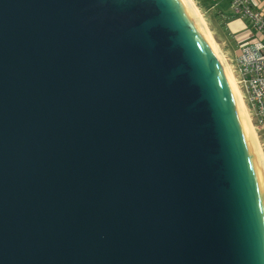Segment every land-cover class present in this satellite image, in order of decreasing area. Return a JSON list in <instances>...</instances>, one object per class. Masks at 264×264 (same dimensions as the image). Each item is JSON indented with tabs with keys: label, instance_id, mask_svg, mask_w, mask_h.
Returning <instances> with one entry per match:
<instances>
[{
	"label": "water",
	"instance_id": "95a60500",
	"mask_svg": "<svg viewBox=\"0 0 264 264\" xmlns=\"http://www.w3.org/2000/svg\"><path fill=\"white\" fill-rule=\"evenodd\" d=\"M0 264H264V166L186 0H0Z\"/></svg>",
	"mask_w": 264,
	"mask_h": 264
},
{
	"label": "built area",
	"instance_id": "2783aa9c",
	"mask_svg": "<svg viewBox=\"0 0 264 264\" xmlns=\"http://www.w3.org/2000/svg\"><path fill=\"white\" fill-rule=\"evenodd\" d=\"M231 9L247 21L253 39L241 45L231 69L256 131L264 130V11L253 0H231Z\"/></svg>",
	"mask_w": 264,
	"mask_h": 264
},
{
	"label": "crops",
	"instance_id": "0c3cea01",
	"mask_svg": "<svg viewBox=\"0 0 264 264\" xmlns=\"http://www.w3.org/2000/svg\"><path fill=\"white\" fill-rule=\"evenodd\" d=\"M202 16L205 15L209 18L214 10L215 18L218 24L223 25L219 31L223 40V45L226 49V57L229 60H234L238 54L241 45H244L253 39V34L247 25V21L240 19L233 11L229 15L230 19L225 20V13L220 8L227 5L231 8V0H193ZM257 7L264 11V0H253ZM232 10V9H231ZM204 18V17H203ZM205 20V18H204ZM206 21V20H205ZM207 23V22H206ZM208 26V25H207ZM209 28V27H208ZM210 30V29H209ZM211 32V31H210ZM212 34V33H211Z\"/></svg>",
	"mask_w": 264,
	"mask_h": 264
},
{
	"label": "bare ground",
	"instance_id": "6f19581e",
	"mask_svg": "<svg viewBox=\"0 0 264 264\" xmlns=\"http://www.w3.org/2000/svg\"><path fill=\"white\" fill-rule=\"evenodd\" d=\"M186 2L188 4V6L190 7L192 13L196 17L197 21L199 22L200 26L202 27L203 31L205 32L206 36L208 37L209 41L211 42L216 54L218 55L219 59L221 60L222 64L224 65L226 72H227L229 78L231 79V82H232L233 88L235 90V93L237 95L241 110H242L243 115L246 119L247 125L249 127L250 132H251L252 138L256 144V147L259 151V154H260L263 166H264V152H263V149L261 147L262 145L259 141V137H258V134L256 132V129L254 128V126L250 120L247 108H246L245 103L243 101L242 94H241V92L237 86V83H236L235 77L233 75V72L231 70V67H230L227 59L225 58L224 54L222 53L221 49L219 48V45L217 44L214 37L212 36V34H211V32L207 26L206 21L204 20L200 10L197 8L194 1L193 0H186Z\"/></svg>",
	"mask_w": 264,
	"mask_h": 264
},
{
	"label": "rangeland",
	"instance_id": "374dc122",
	"mask_svg": "<svg viewBox=\"0 0 264 264\" xmlns=\"http://www.w3.org/2000/svg\"><path fill=\"white\" fill-rule=\"evenodd\" d=\"M223 7L224 8H220V10L223 13H225V18L224 19L225 20H227V19L229 20L230 19L229 15L232 14V10L227 5H225ZM214 11L216 12L217 10H214ZM214 11L212 12V14L209 15V18L207 16H205V15H203V17L205 18V20L207 22V25H208L211 33H212V36L214 37L215 41L219 45V48L221 49L222 53L224 54L225 58L227 59L229 65L231 67L230 60L226 57V49H225V46L223 45V40L221 38V33L219 32V31H221L220 29L223 28V25L218 24L217 19L215 18V15H214L215 14ZM257 134H258V137H259V141H260V143L262 145L261 147H262L263 152H264V130L258 131Z\"/></svg>",
	"mask_w": 264,
	"mask_h": 264
}]
</instances>
